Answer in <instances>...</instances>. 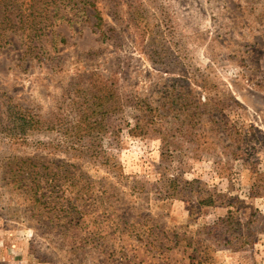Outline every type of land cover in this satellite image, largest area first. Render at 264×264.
<instances>
[{
    "label": "rangeland",
    "instance_id": "obj_1",
    "mask_svg": "<svg viewBox=\"0 0 264 264\" xmlns=\"http://www.w3.org/2000/svg\"><path fill=\"white\" fill-rule=\"evenodd\" d=\"M89 2L0 48V264H264V0Z\"/></svg>",
    "mask_w": 264,
    "mask_h": 264
},
{
    "label": "trees",
    "instance_id": "obj_2",
    "mask_svg": "<svg viewBox=\"0 0 264 264\" xmlns=\"http://www.w3.org/2000/svg\"><path fill=\"white\" fill-rule=\"evenodd\" d=\"M81 2L90 3L89 0H0V48L10 44V34L20 31L27 46L23 56L28 55L29 50L37 47L34 43H38L41 34L48 27V22L63 12L65 14L61 19L66 17V12L68 14L70 11L75 12L77 15L79 8L77 5ZM98 18L101 20L100 16ZM88 127L92 128L90 124ZM45 197L48 195H41V198Z\"/></svg>",
    "mask_w": 264,
    "mask_h": 264
}]
</instances>
